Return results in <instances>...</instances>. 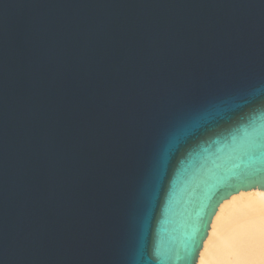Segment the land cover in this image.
I'll use <instances>...</instances> for the list:
<instances>
[{
	"label": "water",
	"instance_id": "water-1",
	"mask_svg": "<svg viewBox=\"0 0 264 264\" xmlns=\"http://www.w3.org/2000/svg\"><path fill=\"white\" fill-rule=\"evenodd\" d=\"M253 128L264 0H0V264H195Z\"/></svg>",
	"mask_w": 264,
	"mask_h": 264
},
{
	"label": "bare ground",
	"instance_id": "bare-ground-1",
	"mask_svg": "<svg viewBox=\"0 0 264 264\" xmlns=\"http://www.w3.org/2000/svg\"><path fill=\"white\" fill-rule=\"evenodd\" d=\"M195 264H264V190H241L223 200Z\"/></svg>",
	"mask_w": 264,
	"mask_h": 264
},
{
	"label": "snow or ice",
	"instance_id": "snow-or-ice-1",
	"mask_svg": "<svg viewBox=\"0 0 264 264\" xmlns=\"http://www.w3.org/2000/svg\"><path fill=\"white\" fill-rule=\"evenodd\" d=\"M246 143L250 148H257L264 143V132L258 128H253L251 131L245 132Z\"/></svg>",
	"mask_w": 264,
	"mask_h": 264
}]
</instances>
